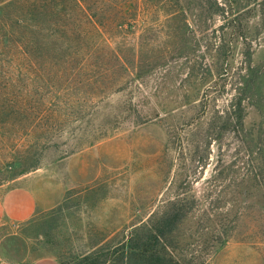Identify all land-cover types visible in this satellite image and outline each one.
I'll return each mask as SVG.
<instances>
[{"label": "rangeland", "instance_id": "rangeland-1", "mask_svg": "<svg viewBox=\"0 0 264 264\" xmlns=\"http://www.w3.org/2000/svg\"><path fill=\"white\" fill-rule=\"evenodd\" d=\"M44 1L20 69L0 27V188L46 201L0 264H89L178 216L182 264H264V0Z\"/></svg>", "mask_w": 264, "mask_h": 264}, {"label": "trees", "instance_id": "trees-1", "mask_svg": "<svg viewBox=\"0 0 264 264\" xmlns=\"http://www.w3.org/2000/svg\"><path fill=\"white\" fill-rule=\"evenodd\" d=\"M39 1L0 0V13L6 15V20L0 21V27L2 26L5 31L3 36L6 39L12 69H20L23 67L26 56L38 55L48 45L41 37ZM44 2L47 7L51 8L53 5V0H45ZM49 19L51 20V15H49ZM253 73L257 75L258 71H253ZM256 82V80H252L253 84ZM26 103V98L21 95L13 97L10 101L11 114H25L30 110L26 116L31 115L35 119L44 121L42 120L44 118L42 112L36 106L28 107L29 104ZM237 107L239 110L236 112V116L238 122L241 123L243 119L242 103L239 102ZM251 139L247 140L249 146L253 144ZM243 144H246V141ZM260 163L259 171L256 172L255 177L257 181L259 180L264 184V162ZM182 219L181 216L163 217L158 223L139 228L132 238L113 251L101 255L90 253L84 260L89 261V264H111L114 262L117 264H130V262L134 264H182L175 259L171 249L173 233L177 223Z\"/></svg>", "mask_w": 264, "mask_h": 264}, {"label": "crops", "instance_id": "crops-1", "mask_svg": "<svg viewBox=\"0 0 264 264\" xmlns=\"http://www.w3.org/2000/svg\"><path fill=\"white\" fill-rule=\"evenodd\" d=\"M44 202L31 188L17 187L6 191L0 188V228L30 221L43 208ZM31 264L60 263L53 258H42Z\"/></svg>", "mask_w": 264, "mask_h": 264}]
</instances>
